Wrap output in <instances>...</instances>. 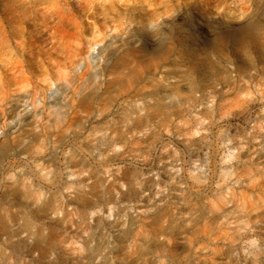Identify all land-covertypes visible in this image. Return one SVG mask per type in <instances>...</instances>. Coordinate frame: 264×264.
I'll return each instance as SVG.
<instances>
[{"label":"rangeland","instance_id":"374dc122","mask_svg":"<svg viewBox=\"0 0 264 264\" xmlns=\"http://www.w3.org/2000/svg\"><path fill=\"white\" fill-rule=\"evenodd\" d=\"M51 1L0 0V264H264V0L115 2L98 12L99 38L103 23L137 32L164 50L156 75L142 52L129 59L141 80L121 90L89 65L40 115H21L69 69L60 52L34 57ZM55 2L83 19L78 0ZM242 31L257 43L235 44ZM15 76L28 83L18 101ZM156 87L157 111L144 99ZM73 92L89 103L61 100Z\"/></svg>","mask_w":264,"mask_h":264},{"label":"bare ground","instance_id":"6f19581e","mask_svg":"<svg viewBox=\"0 0 264 264\" xmlns=\"http://www.w3.org/2000/svg\"><path fill=\"white\" fill-rule=\"evenodd\" d=\"M148 1H153V0H148ZM35 2L36 1L33 2L34 5H36ZM51 2H53V4L51 5L49 11H47V13L43 15L42 19L44 22L46 17L49 16V18L53 17L54 19H56V22L54 23L52 28L49 30V33L48 34L45 33L46 36H48V38H47L48 41L46 43H44V45H41L40 47H38V49L35 51L36 55L34 57H35V59H37V57L43 56L44 54H47V57H48V56H51V55H54L57 53L59 54V52H60L63 54V56H64L63 59L66 60V63L68 64L69 69L65 70L64 72H62L60 69H58V75L60 76L58 79L54 80L49 76L47 78V80H45L43 83V86L45 88V92H43L42 99L40 100V99H36L34 97V99H31L30 104H27L25 102L24 103L25 105H22L21 109H20V111L22 112L21 115L22 114H30V113L31 114L35 113V116L40 115L43 112L42 110H43V107L46 103V98L48 99V101H51V102L57 101L56 95L58 94V89H59V87L65 85L66 79L68 77H70V78L74 77L77 79H82L83 76L85 74H87V72L89 71L90 68H92L94 70V72H92L93 75L95 73L101 74V71L108 72L107 75H109L110 72H111V74L113 73L114 76H112V78L109 80V84L112 87H116L117 89L120 88V90H121V88H124V87L129 88V85L132 82L139 83V81L141 80V76L130 71L131 69L129 68V66H130L129 65L130 64L129 59L132 60L131 59L132 57H133V59H134V57L136 59L137 54L141 53V52H142V56L144 57V58L142 57L143 60H145V62L148 63V65L152 66V68L154 70L153 73H155V75H156V69L158 68L157 60H158V58H160L164 54L163 49L160 50V49L154 48L155 50H152V51L149 50L150 47L147 46L138 37H136L137 32H136V34H134L133 32H129L130 37H128L127 36L128 34H126L125 28H122L120 26V24H113L112 26H108L105 23L100 24V26L102 28H104L105 30L108 31L107 34H102L100 38H99V35L101 33L100 34L98 33L99 29L97 28L98 20L100 18L102 19V17L98 16V12H101L107 8H110L109 6L115 2L126 3L125 4L126 8L131 7L132 11H134V10H136L134 6H136V4H138L136 2H142V1H139V0H78V4L76 7L77 8L76 13L80 12L83 16V19L75 18L71 14V11L68 8L58 5L56 2L54 3V0ZM140 8H142V6H140ZM27 11H28V13H32V12H35L36 10L33 9L30 12H29V10H27ZM197 21H198V19H196V22ZM83 22H84V25L81 24ZM86 26L88 27V29L90 28V30L93 32H92V36L84 38V37H82V32H83V30H85ZM159 26H160L159 20L157 17H155V14L149 15L148 19L146 20V24L144 25V27L147 30H149V32L153 33L154 35L159 33V31H160ZM209 29H214V28L209 27ZM2 30H5V28ZM42 33H44V32H42ZM95 33H97V34L93 35ZM105 33H106V31H105ZM12 35H13V33H12ZM223 37L224 36L219 35L218 39L222 40ZM233 37H234L235 44L244 46L246 48V46L248 44L257 43L256 40H257L258 36L249 32V31H242L239 33H234ZM127 38H130L129 41L133 44L124 46L122 54L117 59L111 61L109 64L108 63L105 64L104 66H99V64H98L99 58L102 56L103 51L105 49H107L108 47L113 46V45L114 46L123 45L124 42L127 40ZM166 48H168V47H166ZM209 50H210V48H209ZM165 56L166 55H164V57ZM160 60H161V58H160ZM64 63L60 64V63L56 62L55 65H56V67L60 68L62 66L64 67ZM143 63H144V61H143ZM89 65H90V68H89ZM96 67H98V68H96ZM61 69H63V68H61ZM18 70L16 69V73L18 72ZM125 70H127V71H125ZM17 78H19V76L18 77L15 76V78L13 80L14 84L25 82L23 85L19 86V88L23 89V91H22V95H18L19 96L17 99V101H18L20 96L23 98H26L25 92H27L26 87H27L28 83H27V81H24V79L18 80ZM173 89H174V87H173ZM117 91H119V90H117ZM126 91H128V89H126L125 92ZM2 92H3V90H0V93H2ZM145 92L142 91V93H141L140 90H138V93L140 95L145 94ZM175 92H178V91H176V90L173 91V94ZM35 94H37V93H35ZM144 99H145V102L151 103L155 107L156 111L161 107V104L163 106V103H162L163 99L161 98V96H159V91H158L157 87L154 88L151 93L144 95ZM3 100H4V96L1 95L0 96V106L3 102ZM61 100L64 101L65 103L67 102L68 104L73 106L77 103H79V104L80 103H82V104L89 103L90 98L77 97L75 92H73L71 96H66L65 98H62Z\"/></svg>","mask_w":264,"mask_h":264}]
</instances>
